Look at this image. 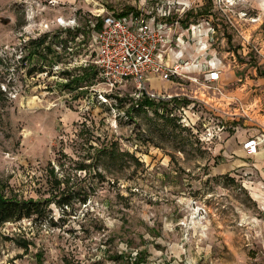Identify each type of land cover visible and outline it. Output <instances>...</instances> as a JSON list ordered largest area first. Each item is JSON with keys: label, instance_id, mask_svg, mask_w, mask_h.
<instances>
[{"label": "rangeland", "instance_id": "1", "mask_svg": "<svg viewBox=\"0 0 264 264\" xmlns=\"http://www.w3.org/2000/svg\"><path fill=\"white\" fill-rule=\"evenodd\" d=\"M161 1L0 0V192L48 199L54 221L0 226V264H264V175L230 152L244 123L209 140L221 120L201 89L163 101L100 81L97 14ZM181 3V24L213 26L221 57L263 65L240 50L264 41V0L166 6Z\"/></svg>", "mask_w": 264, "mask_h": 264}, {"label": "built area", "instance_id": "2", "mask_svg": "<svg viewBox=\"0 0 264 264\" xmlns=\"http://www.w3.org/2000/svg\"><path fill=\"white\" fill-rule=\"evenodd\" d=\"M167 4H172V0H162L156 6H143L126 14H97L101 26L95 29L92 38L96 47L94 62L101 83L110 90L132 86L136 98L163 101L181 94L173 93L171 88L185 90L186 84L193 85L201 89L203 95L195 98L221 120L219 131L208 128L207 139L221 138L229 122L230 126L241 122L243 130L251 127L258 132L242 141L245 154L256 155L264 147V123L257 120L242 99L229 96L221 84L224 68H240L236 51L221 57L213 26L208 27L209 23L204 21L183 26L180 21L186 13L185 3L175 8ZM175 12L178 16L171 21ZM57 22L67 26L73 21L58 18ZM191 45H196L194 54L182 51V46ZM241 46L255 52L259 64L264 65V52L257 43L242 41ZM242 47L241 55L246 56ZM157 79L163 80V89L151 88L152 81Z\"/></svg>", "mask_w": 264, "mask_h": 264}, {"label": "crops", "instance_id": "3", "mask_svg": "<svg viewBox=\"0 0 264 264\" xmlns=\"http://www.w3.org/2000/svg\"><path fill=\"white\" fill-rule=\"evenodd\" d=\"M146 5V4H145ZM143 5V6H145ZM143 6H139L141 8ZM260 47V49L264 52V41H254ZM182 51L186 54H194L196 50V45L191 46H182ZM243 53L247 56L250 52V49L246 47H242ZM263 66V65H260ZM260 66H251L248 58L245 62H241V67H233L234 69H230L229 67L224 68V72L221 78V84L224 85L227 89L229 96L231 97H239L242 99L248 106L250 112H252L258 121L264 123V68H260ZM264 67V66H263ZM238 68V69H237ZM238 144L230 151L232 154H242V156H247L245 151L242 148V141L248 135L257 134V130L255 128L249 127L248 130H240L238 131ZM230 142V141H229ZM231 141V146H233L234 142ZM224 152V151H223ZM230 154V153H228ZM248 158L256 159L255 168L262 171L264 175V147H261L260 151L253 156H247ZM260 157V158H259ZM258 158V159H257Z\"/></svg>", "mask_w": 264, "mask_h": 264}, {"label": "trees", "instance_id": "4", "mask_svg": "<svg viewBox=\"0 0 264 264\" xmlns=\"http://www.w3.org/2000/svg\"><path fill=\"white\" fill-rule=\"evenodd\" d=\"M128 12H125V14ZM100 26L101 24L98 28ZM71 200V195L63 193L57 203L61 208H65L71 204ZM49 203L48 199H19L16 197H6L0 192V226L7 222L21 221L24 218L33 219L39 223L49 220L54 222L53 217L50 218L51 209L49 208Z\"/></svg>", "mask_w": 264, "mask_h": 264}]
</instances>
